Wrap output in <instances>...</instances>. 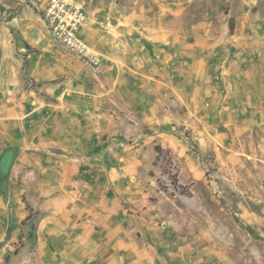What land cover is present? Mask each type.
<instances>
[{
    "label": "crops",
    "instance_id": "0c3cea01",
    "mask_svg": "<svg viewBox=\"0 0 264 264\" xmlns=\"http://www.w3.org/2000/svg\"><path fill=\"white\" fill-rule=\"evenodd\" d=\"M125 21L83 30L102 61L95 71L54 43L39 16L0 15V161L15 151L0 179V250L20 246L16 264H172L181 238L161 211L155 147L192 181L203 174L194 145L222 170L263 165L236 180L251 176L264 192V33ZM251 215L253 228L264 224ZM220 237L201 238L202 264H224L210 247Z\"/></svg>",
    "mask_w": 264,
    "mask_h": 264
},
{
    "label": "rangeland",
    "instance_id": "374dc122",
    "mask_svg": "<svg viewBox=\"0 0 264 264\" xmlns=\"http://www.w3.org/2000/svg\"><path fill=\"white\" fill-rule=\"evenodd\" d=\"M74 1L85 9L86 23L81 32L84 30L86 33L89 24L91 28L105 30L126 23L127 18L131 19L128 23H136L147 30H194L201 24H208L218 34L225 28L233 33L242 27L264 33V0ZM43 4L44 0H0V15L26 11L42 20ZM192 152L203 170L202 178L196 181L190 179L188 165L180 176V163L167 151L162 152L154 165L156 185L163 200L161 211L177 226L181 238L174 246L177 255L171 263L202 264L200 260L206 258L204 251L208 246L201 238L218 234L221 236L220 244L211 241L213 245L210 244V247L223 250L224 264H264V224L257 223L258 226L253 228L250 223H246L249 213L257 221L264 222V192L251 176L242 182L236 180L240 172H263V165L254 166L248 160L235 168H228L227 164L222 170L211 150L202 152L194 145ZM241 184L244 190H260L261 193L255 191L249 197V193L239 191L238 186ZM240 206L244 207L243 215L238 210ZM26 225L29 231L32 222ZM192 237H195L192 243L186 244ZM20 249V246H16L7 254H2L0 250V264H16L15 257ZM194 251L197 253L193 254ZM191 255L196 256V261L184 260L185 256Z\"/></svg>",
    "mask_w": 264,
    "mask_h": 264
},
{
    "label": "built area",
    "instance_id": "2783aa9c",
    "mask_svg": "<svg viewBox=\"0 0 264 264\" xmlns=\"http://www.w3.org/2000/svg\"><path fill=\"white\" fill-rule=\"evenodd\" d=\"M42 7L46 9L43 22L51 38L95 71H100L102 61L81 32L86 23L83 5L74 0H47Z\"/></svg>",
    "mask_w": 264,
    "mask_h": 264
},
{
    "label": "trees",
    "instance_id": "16d2710c",
    "mask_svg": "<svg viewBox=\"0 0 264 264\" xmlns=\"http://www.w3.org/2000/svg\"><path fill=\"white\" fill-rule=\"evenodd\" d=\"M155 152L157 154V158L154 162V165H156L157 162L159 161V157L161 156L163 150L160 147H155ZM14 157H15V151L12 149H9L4 153L3 158H8L9 160H1L0 161V179L1 180L6 178L8 167L11 164L12 159H14ZM150 176L153 177L152 173H150ZM23 203L25 204L26 211L29 214L28 217L26 218V220L22 224V225H25V224H29L31 222L34 213H33V210L25 203L24 199H23ZM33 233H34V226L32 225V226H30V230L28 233V239H31V238L33 239V237H34Z\"/></svg>",
    "mask_w": 264,
    "mask_h": 264
},
{
    "label": "bare ground",
    "instance_id": "6f19581e",
    "mask_svg": "<svg viewBox=\"0 0 264 264\" xmlns=\"http://www.w3.org/2000/svg\"><path fill=\"white\" fill-rule=\"evenodd\" d=\"M47 0H44V3H46ZM46 18V9L43 7V11H42V20H45Z\"/></svg>",
    "mask_w": 264,
    "mask_h": 264
}]
</instances>
